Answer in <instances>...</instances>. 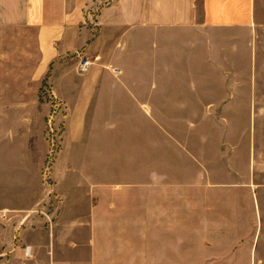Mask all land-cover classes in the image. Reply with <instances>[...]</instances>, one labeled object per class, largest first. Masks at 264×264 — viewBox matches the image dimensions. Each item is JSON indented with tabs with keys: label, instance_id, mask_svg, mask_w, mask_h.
<instances>
[{
	"label": "crops",
	"instance_id": "0c3cea01",
	"mask_svg": "<svg viewBox=\"0 0 264 264\" xmlns=\"http://www.w3.org/2000/svg\"><path fill=\"white\" fill-rule=\"evenodd\" d=\"M0 26L36 30L34 99L46 83L68 115L53 172L60 201L41 239L28 231L20 263L264 264V0H0ZM178 33L193 39L180 76L168 40ZM179 114L186 149L173 118L158 121ZM136 115L157 116L152 149L133 153L123 136L107 156L88 150L104 146L86 133L95 120L127 131ZM102 161L110 170L76 165ZM2 223L0 213V248Z\"/></svg>",
	"mask_w": 264,
	"mask_h": 264
},
{
	"label": "rangeland",
	"instance_id": "374dc122",
	"mask_svg": "<svg viewBox=\"0 0 264 264\" xmlns=\"http://www.w3.org/2000/svg\"><path fill=\"white\" fill-rule=\"evenodd\" d=\"M211 36L213 41L218 42L221 38H234L235 35ZM191 37L187 33L168 36V40L174 42L172 55L173 60H176L174 62H177L179 76L186 74L191 53L187 43L193 41ZM36 38V30L33 28L0 26V213L3 222L0 264H25L20 263L19 247L21 249L24 246L28 231L42 238L41 229L50 223L48 214H52L60 201L59 183L53 172L61 169L56 162L63 151L68 115L64 103L50 96L46 83L40 87L39 99H34L37 88L31 78L40 55ZM259 42L258 54L264 58V35ZM215 53L221 58L227 54L224 49L216 50ZM130 70L136 74L155 73L153 65L146 70L143 67H131ZM210 85L213 87L219 84ZM178 87L179 99L185 101L187 84L179 82ZM116 117L118 116L111 115L110 122L116 124ZM131 117V123L138 124V127L127 131L106 130L103 128L106 126L105 120L100 123L95 120L93 125L96 128L86 133L91 134L89 139H96L104 146L88 150H97L99 155L107 156L108 153H114V148H111V152H106V144L110 143V138L117 140L123 136L134 141L135 146L131 149L133 153L152 149L156 131L149 125L155 123L157 116ZM158 117L163 118L158 121L164 124L173 118L176 133L186 149L189 116L179 114ZM218 119L221 116H211L208 122L214 126ZM123 149L119 151L122 152ZM185 149L180 147V155L186 154ZM76 165L83 171L110 170L108 161L81 162ZM185 166L186 163L181 161L180 171ZM20 239L23 242L20 243Z\"/></svg>",
	"mask_w": 264,
	"mask_h": 264
},
{
	"label": "built area",
	"instance_id": "2783aa9c",
	"mask_svg": "<svg viewBox=\"0 0 264 264\" xmlns=\"http://www.w3.org/2000/svg\"><path fill=\"white\" fill-rule=\"evenodd\" d=\"M89 63H90V61H89L88 58H86L84 61H82V62L80 63V65H79V69H80V71H82V72L86 71V69H87L88 66H89ZM27 254L29 255V251H28Z\"/></svg>",
	"mask_w": 264,
	"mask_h": 264
}]
</instances>
